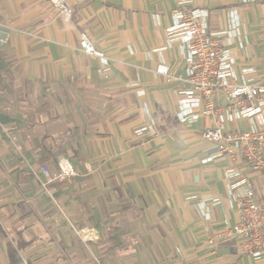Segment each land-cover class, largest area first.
<instances>
[{
    "label": "crops",
    "instance_id": "obj_1",
    "mask_svg": "<svg viewBox=\"0 0 264 264\" xmlns=\"http://www.w3.org/2000/svg\"><path fill=\"white\" fill-rule=\"evenodd\" d=\"M64 2L72 13L0 0V264H264L233 240L207 243L238 219L224 168L241 169L255 189L264 176L240 160L201 163L214 153L202 136L210 121H178L189 85L180 41L166 34L175 9L206 12L210 32L236 23V69L253 68L252 83L264 84V0ZM81 34L107 57L106 75L79 50ZM59 156L79 176L41 187L40 168L55 171ZM214 198L206 219L199 204ZM10 245L20 249L12 263Z\"/></svg>",
    "mask_w": 264,
    "mask_h": 264
},
{
    "label": "built area",
    "instance_id": "obj_2",
    "mask_svg": "<svg viewBox=\"0 0 264 264\" xmlns=\"http://www.w3.org/2000/svg\"><path fill=\"white\" fill-rule=\"evenodd\" d=\"M48 1L58 13H72L64 0ZM3 27L5 24L0 19V46L7 42L2 34ZM17 32L27 34L23 29ZM166 34L168 41H180L181 55L186 64L182 81L189 85L178 94V121L190 124L199 117L210 121L202 136L214 148V153L201 159V163L221 158L228 162L240 160L248 169L264 176V84L252 83L253 68L236 69L235 58L228 48L237 35L236 23L227 30L210 32L206 12L175 9L172 11V25L166 29ZM78 48L100 60L103 66L100 75H106L107 57L85 34L80 35ZM158 72L167 82L176 79L164 68ZM240 120H248L250 127L246 130L228 128ZM56 163L55 171L45 166L40 168L41 187L79 176L65 156H59ZM224 179L227 199L238 219L233 225L212 234L207 243L214 246L218 241L233 240L238 254L259 259L264 254V186L255 189L241 169L230 165L224 168ZM218 203V198L200 202L199 208L206 219L209 218V206ZM76 234L84 241L92 239L87 228L76 230Z\"/></svg>",
    "mask_w": 264,
    "mask_h": 264
},
{
    "label": "trees",
    "instance_id": "obj_3",
    "mask_svg": "<svg viewBox=\"0 0 264 264\" xmlns=\"http://www.w3.org/2000/svg\"><path fill=\"white\" fill-rule=\"evenodd\" d=\"M19 250L20 249L18 245L16 246L10 245L8 247V253H9V258L11 259V263L13 262L14 258L17 256Z\"/></svg>",
    "mask_w": 264,
    "mask_h": 264
}]
</instances>
